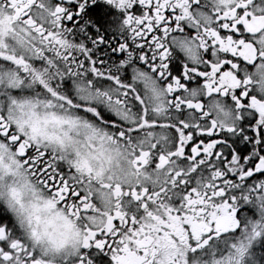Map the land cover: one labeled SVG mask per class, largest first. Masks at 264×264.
<instances>
[{"label":"snow or ice","instance_id":"snow-or-ice-1","mask_svg":"<svg viewBox=\"0 0 264 264\" xmlns=\"http://www.w3.org/2000/svg\"><path fill=\"white\" fill-rule=\"evenodd\" d=\"M0 264H264V0H0Z\"/></svg>","mask_w":264,"mask_h":264}]
</instances>
